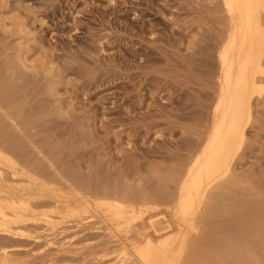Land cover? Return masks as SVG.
Returning a JSON list of instances; mask_svg holds the SVG:
<instances>
[{"label":"rangeland","instance_id":"374dc122","mask_svg":"<svg viewBox=\"0 0 264 264\" xmlns=\"http://www.w3.org/2000/svg\"><path fill=\"white\" fill-rule=\"evenodd\" d=\"M227 28L221 0H0V145L54 189L172 201L210 128ZM233 173L202 210L192 264H264V96ZM83 223L58 237H74L71 253H32L30 223L0 248L23 264H95L117 243Z\"/></svg>","mask_w":264,"mask_h":264},{"label":"bare ground","instance_id":"6f19581e","mask_svg":"<svg viewBox=\"0 0 264 264\" xmlns=\"http://www.w3.org/2000/svg\"><path fill=\"white\" fill-rule=\"evenodd\" d=\"M221 6L228 28L217 53L210 128L177 174L173 200L161 205L145 196L133 200L125 192L54 189L19 151L0 145V236L25 237L30 223L42 230L31 237L32 253H71L74 237L58 238L68 230L63 226L99 220L117 246L102 251L95 264H192L189 239L198 234V220L213 194L226 195L236 184L234 165L253 105L264 96V0H221ZM43 199L48 208L35 214L34 203ZM257 232L264 235V229ZM11 256L0 248V264H23Z\"/></svg>","mask_w":264,"mask_h":264}]
</instances>
